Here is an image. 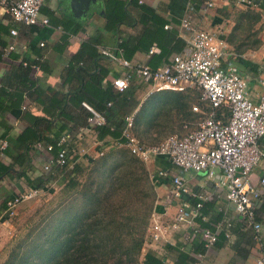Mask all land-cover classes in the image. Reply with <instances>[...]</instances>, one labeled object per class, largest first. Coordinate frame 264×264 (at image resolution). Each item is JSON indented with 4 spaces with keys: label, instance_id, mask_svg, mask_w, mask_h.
I'll return each instance as SVG.
<instances>
[{
    "label": "crops",
    "instance_id": "0c3cea01",
    "mask_svg": "<svg viewBox=\"0 0 264 264\" xmlns=\"http://www.w3.org/2000/svg\"><path fill=\"white\" fill-rule=\"evenodd\" d=\"M207 1L89 0L77 1L74 5L81 7L75 10L72 0H46L40 14L49 24L36 26L15 22L0 5V166L3 168H0V239L12 228L3 207L9 200L32 191L30 183L57 166L49 147L60 135L77 136L69 144L70 159L77 157L78 163L85 165L89 163L87 158L96 155L102 146L96 128H88L89 115L81 102L101 107L106 89L113 86L125 69L102 55L101 49L132 65L162 67L175 55H183L190 49L191 34L182 28V21L188 19L194 28L214 33L228 45L230 59L247 81L250 100L260 101L264 93V0H258L261 4L248 0L251 3L248 6L229 0L212 9L205 8ZM10 47L13 50L9 51ZM135 82L142 87L136 93L139 101L131 99L123 108L134 119L152 94L150 86L140 79ZM195 106L205 108L203 104ZM160 107L165 106L157 102L153 107L149 105L146 116L157 114ZM149 117L141 123L140 130L150 131L152 135L149 138L135 135L146 145H151L154 140L151 137L159 134L157 128H148ZM195 117L193 113L189 121L176 119L178 126L170 124L168 131L173 136L188 135L198 128L195 124L197 128L192 130L191 118ZM83 128L87 130L81 132ZM259 146L264 152V140ZM147 165L156 168L155 162ZM4 169L9 171L4 173ZM171 171L183 174L176 167ZM183 175L190 194L182 198L181 204L193 208L202 202L206 219L174 229L180 204L172 198V183L162 181L157 187L156 213L166 230L157 241L148 233L141 261L149 253L164 264H196L198 255L202 254L201 264H257L261 246L254 239V230L242 227L241 217L228 203L225 191L217 187L220 172L217 171L215 179L204 173ZM262 179L264 159L252 173L255 185ZM55 185L58 183L47 187ZM256 221L261 224L264 246V191ZM204 229L218 234V244L211 249L205 247ZM227 231L230 233L226 237Z\"/></svg>",
    "mask_w": 264,
    "mask_h": 264
},
{
    "label": "built area",
    "instance_id": "2783aa9c",
    "mask_svg": "<svg viewBox=\"0 0 264 264\" xmlns=\"http://www.w3.org/2000/svg\"><path fill=\"white\" fill-rule=\"evenodd\" d=\"M45 1L20 0L10 3L8 0H0V5L7 9L17 23L26 26L48 25L49 20L42 18L40 14ZM228 1L208 0L205 8L212 9L218 3ZM234 1L240 5H251L248 0ZM182 28L191 34L190 49L183 55H175L168 64L156 69L147 65H132L107 49L100 51L102 55L119 63L125 69V72L112 83L117 92L128 91L136 79L148 84L151 93L162 91L185 93L197 90L200 93V102L205 108L195 106L193 111L204 115V118L196 130L183 138L170 136L158 145H146L133 134L134 116L130 115L126 119L123 131L124 142L116 143L145 164L164 157L183 174L204 173L209 179H215L219 171L221 175L216 185L225 191L228 203L241 220L254 230V238L261 246L257 264H264L261 224L256 221V213L264 191V179L259 185L252 182L254 169L264 159V152L259 146V142L264 140V93L258 103L250 100L247 81L230 59L232 54L228 45L219 40L214 33L194 28L188 19L182 21ZM12 34L16 32L13 31ZM11 50L13 47H10L9 51ZM153 53L154 49L151 50V54ZM82 106L89 113L88 128H98L107 124L104 114L88 103H83ZM84 130L87 129L83 128L81 132ZM71 138L72 136L67 133L60 140L59 146H67ZM52 149L49 147V151ZM67 153L66 148L59 152L55 159L57 166L63 168L69 164ZM102 155L103 153H100V156ZM49 169L47 166L46 170ZM183 174L176 175L172 171L157 169L151 176L156 185L166 180L172 183V198L180 204L174 229L182 224L193 225L197 219L203 221L206 219L202 213L204 207L202 202L193 208L181 204L182 198L190 194ZM41 193L40 190H32L9 200L4 216L9 220L14 219L22 202ZM199 198L203 200L202 196ZM165 230L160 216L155 212L149 228L150 236L157 241ZM202 237L207 249H211L218 242V234L211 229H204ZM202 258V254L198 255L196 264H201Z\"/></svg>",
    "mask_w": 264,
    "mask_h": 264
},
{
    "label": "trees",
    "instance_id": "16d2710c",
    "mask_svg": "<svg viewBox=\"0 0 264 264\" xmlns=\"http://www.w3.org/2000/svg\"><path fill=\"white\" fill-rule=\"evenodd\" d=\"M256 4L261 3L257 0ZM135 81L125 93L117 92L113 86L107 88L101 100V107H93L86 101L81 102V105L84 102L88 103L107 119L105 126L95 129L102 146L96 155L87 158L88 162H91L90 166H95L81 191L82 205L77 212L66 214V218L52 225L50 233H46L47 238L33 243L24 251L21 259L12 256L5 264H164L149 253L145 260L141 261L149 228L156 212L158 185L150 179L145 164L116 143L124 142L122 137L126 119L132 115L123 108L131 99L137 100L136 93L142 89ZM196 91L190 90L185 93L162 91L150 94L140 112L136 114L133 134L146 138L152 135L150 131L141 132L140 125L149 117L146 116L149 105L153 107L156 102L165 107L163 109L160 107L157 114L151 113L148 128H157L159 135L166 131L164 125L177 123L173 116L181 117L179 119L181 122L189 121V116L193 114L192 106L200 101V93ZM114 104L118 110L113 107ZM163 113L167 115L161 122ZM66 134L60 135L50 147L53 148L55 158L63 148H66L69 164L63 168L55 165L50 173L29 182L33 186L32 190L48 191L47 185L51 183H67L66 186H72L78 175L86 169L85 164L78 163L77 157L73 161L70 159L72 149L69 144L77 138L74 133H68L72 138L67 146H59L60 140ZM179 136L183 138L187 135ZM100 153L103 155L100 156ZM155 167L171 171L175 166L166 158L159 157L155 160ZM4 170V173L9 171ZM124 206L127 207L126 210ZM6 207L7 203L2 210ZM243 225L248 227L247 223L242 221V227ZM228 233L230 232L227 231L226 237ZM253 235L255 237L254 231Z\"/></svg>",
    "mask_w": 264,
    "mask_h": 264
},
{
    "label": "rangeland",
    "instance_id": "374dc122",
    "mask_svg": "<svg viewBox=\"0 0 264 264\" xmlns=\"http://www.w3.org/2000/svg\"><path fill=\"white\" fill-rule=\"evenodd\" d=\"M194 104L200 105L201 103L196 102ZM193 113L196 115V117L194 119L191 118L194 120V128L192 130L197 128L198 124L204 118V115L202 114L196 113L194 111ZM166 115V113H163L161 116L162 119H160L161 122H163V119H165ZM172 118L179 120L181 117L173 116ZM184 118L187 117L184 116ZM195 124L197 125L196 127ZM173 125L178 126L177 123H174ZM164 126L166 127V131H164V133L161 135H153L151 138L154 140H152V142L149 144L157 145L165 138L173 136L172 133L168 131L169 126ZM144 138H146V136ZM90 163L91 162L85 165L86 169H84L82 174L78 175L74 181V185L66 186L67 183H60L50 187L47 192H43L37 197L26 200L19 205L17 209V215L11 220L12 228L7 231L6 237L0 239V264H5L12 256L17 257V259H21L23 257L24 251L32 246L33 243L45 240L47 238L46 233H50L52 225L63 220L66 214L77 212V210L82 205L81 191H83L84 186L90 178L92 169H94L93 166H95H90ZM145 166L148 168L151 179L152 174L157 169H153L147 164H145ZM157 202L158 199L155 205H157ZM124 207L126 210L127 207Z\"/></svg>",
    "mask_w": 264,
    "mask_h": 264
},
{
    "label": "water",
    "instance_id": "95a60500",
    "mask_svg": "<svg viewBox=\"0 0 264 264\" xmlns=\"http://www.w3.org/2000/svg\"><path fill=\"white\" fill-rule=\"evenodd\" d=\"M77 1L81 2V3H83L84 1L89 2V0H72V7L75 10H76V8H80L81 7L79 4L74 5L75 3H78ZM92 1H95V0H92Z\"/></svg>",
    "mask_w": 264,
    "mask_h": 264
}]
</instances>
